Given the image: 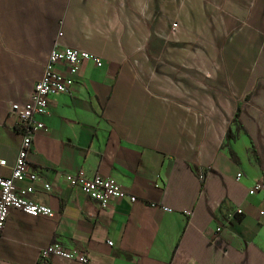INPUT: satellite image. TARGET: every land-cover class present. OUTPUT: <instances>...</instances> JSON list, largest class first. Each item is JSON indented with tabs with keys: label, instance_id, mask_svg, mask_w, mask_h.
<instances>
[{
	"label": "crops",
	"instance_id": "1",
	"mask_svg": "<svg viewBox=\"0 0 264 264\" xmlns=\"http://www.w3.org/2000/svg\"><path fill=\"white\" fill-rule=\"evenodd\" d=\"M148 1L0 0V177L22 137L9 104L25 99L47 52L56 44L100 58L99 66L81 61L66 75L69 91L34 115L43 129L26 164L40 181L23 197L54 215L9 209L0 264H81L38 258L53 242L85 264H264V191L247 193L264 184V0H178L174 17L189 13L195 51L190 78L134 68L144 49L136 42L150 30L129 18L149 12ZM66 172L110 177L137 200L100 208L64 181ZM235 206L241 213L225 219Z\"/></svg>",
	"mask_w": 264,
	"mask_h": 264
},
{
	"label": "built area",
	"instance_id": "2",
	"mask_svg": "<svg viewBox=\"0 0 264 264\" xmlns=\"http://www.w3.org/2000/svg\"><path fill=\"white\" fill-rule=\"evenodd\" d=\"M90 59L96 66L100 65V58L85 50L72 47H57L56 44L45 55L40 75L32 82L22 102H10L9 110L17 116L22 126V137L17 149L14 161L10 167L9 175L0 177V232L4 226L9 209L18 210L29 216L53 217V211L44 203L29 200L23 197L24 193L33 191L31 183L40 181L39 176L30 170L26 164V151L31 144L32 135L38 129H43V124L34 118V115H42L47 111V98L56 93L69 91L72 80L69 76L78 71L79 64L83 60ZM69 75V76H66ZM0 165H5V160L0 159ZM241 176L240 172L235 173V179ZM26 179L30 182L24 188L17 189L13 181ZM64 181L79 188V190L90 199L97 202L100 208H104L111 199L127 198L134 202L137 198L127 193L122 186L114 179L94 174L84 176L78 173H63ZM42 188L49 190L50 185L42 182ZM264 191V184L254 183L247 189L248 194L255 191ZM154 205V204H151ZM161 209L170 211V208L161 206ZM183 213L190 215L191 211L183 210ZM241 209L235 206L225 214V219L240 214ZM263 210L258 215H263ZM218 226L216 230H219ZM107 244H111L109 240ZM59 256L66 259H75L81 264L87 263L84 255L76 254L73 250H65L57 243H50L37 248V257L44 259L49 256Z\"/></svg>",
	"mask_w": 264,
	"mask_h": 264
},
{
	"label": "rangeland",
	"instance_id": "3",
	"mask_svg": "<svg viewBox=\"0 0 264 264\" xmlns=\"http://www.w3.org/2000/svg\"><path fill=\"white\" fill-rule=\"evenodd\" d=\"M148 4L149 12L144 11L143 17L129 18V26L150 30L145 33L142 43L136 42L144 51L137 48V59L132 60L134 68L142 77L190 78L195 51H191L190 45L189 13L182 7L180 18L174 17L178 0H149ZM201 53L204 52L198 55Z\"/></svg>",
	"mask_w": 264,
	"mask_h": 264
},
{
	"label": "trees",
	"instance_id": "4",
	"mask_svg": "<svg viewBox=\"0 0 264 264\" xmlns=\"http://www.w3.org/2000/svg\"><path fill=\"white\" fill-rule=\"evenodd\" d=\"M19 126H20V129L22 130V126L19 124Z\"/></svg>",
	"mask_w": 264,
	"mask_h": 264
}]
</instances>
